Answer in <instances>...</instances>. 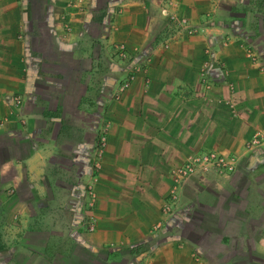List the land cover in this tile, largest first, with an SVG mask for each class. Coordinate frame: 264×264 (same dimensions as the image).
<instances>
[{"label":"crops","instance_id":"1","mask_svg":"<svg viewBox=\"0 0 264 264\" xmlns=\"http://www.w3.org/2000/svg\"><path fill=\"white\" fill-rule=\"evenodd\" d=\"M0 121V264H264V148L242 147L264 131V0H0ZM209 150L233 171L191 177L161 214L170 170Z\"/></svg>","mask_w":264,"mask_h":264},{"label":"built area","instance_id":"2","mask_svg":"<svg viewBox=\"0 0 264 264\" xmlns=\"http://www.w3.org/2000/svg\"><path fill=\"white\" fill-rule=\"evenodd\" d=\"M163 14L167 17L169 22H171L175 32H185L186 34H192L195 29L191 27L187 20L183 17H178L166 7L162 9ZM121 50V46L118 47ZM247 55L253 58L252 51L249 48L245 49ZM119 57H124L125 53L117 51ZM131 78V77H130ZM126 82L122 84L125 86ZM122 86L120 89H122ZM12 109L9 113H14V110L19 108L21 104V98L18 95H14L11 98ZM0 121V125H1ZM104 134L103 131L100 132L98 138L96 139L95 148L92 156V167L93 173L90 175L88 181L85 184V201H84V213L82 217V226L85 231L91 232L95 229L96 219L93 214V207L95 203V191L93 182L96 178V172L100 167V155L103 146ZM243 149L254 150L257 148H264V131L255 130L252 134L243 142ZM235 168V157L232 155H227L215 150L202 151L199 153H194L189 155L181 164L175 166L171 170L172 177V187L170 190V196L167 202L163 206V213H170L175 207L177 200L178 189L188 180L189 177L194 175L203 174L209 170H214L220 173H227L233 171Z\"/></svg>","mask_w":264,"mask_h":264},{"label":"rangeland","instance_id":"3","mask_svg":"<svg viewBox=\"0 0 264 264\" xmlns=\"http://www.w3.org/2000/svg\"><path fill=\"white\" fill-rule=\"evenodd\" d=\"M164 7H166L169 11H171L172 13H174L176 16H178L170 7H169V4H163L161 7H160V13H161V15L163 16V17H165V18H167L164 14H163V12H162V9L164 8ZM178 17H180V16H178ZM168 20V19H167ZM168 22H169V20H168ZM170 23V25H172L171 24V22H169ZM195 29V28H194ZM180 32V31H179ZM195 32H196V30L192 33V34H195ZM192 34H188V35H192ZM173 39H175V36H171V38H167L164 42H162V46L163 47H167V45L169 44V42L170 41H172ZM252 52L250 53V54H252V56H253V58L251 59V57L249 56V55H247V52H246V50H245V53H244V55L251 61V62H257L258 61V55H257V53L255 52V51H253V50H251ZM215 62V61H214ZM207 65L208 64H205V67L203 66L202 67V69L201 70H199V71H201V72H204L203 70H207ZM219 67L220 68H222V73L223 74H225V69L223 68V63H220L219 62ZM141 69L142 68H140V66H138V65H136V66H134V67H132L131 69H130V71H129V73L126 75V77L124 78V79H122L119 83H118V85H117V87H116V89H115V91H114V93H113V98L114 99H117L118 97H119V95L129 86V84L131 83V81L135 78V76H136V74L138 73V72H140L141 71ZM201 72H200V74H199V77L201 78V80L203 81V84L207 87L208 86V84H206V81H207V79L205 78V79H203L201 76ZM131 77V78H130ZM124 82H126V85L125 86H122V84L124 83ZM122 86V89H120V87ZM103 131V134H104V141H103V146H102V149H101V155H100V166H101V161H102V155H103V150H104V147H105V144H106V138H107V131H108V122H106V121H103L101 124H100V126L98 127V129H97V131H96V134H95V140H94V144H93V149H92V155H91V174L93 173V167H92V156H93V152H94V148H95V143H96V139L98 138V135L100 134V132H102ZM192 154H194V153H192ZM225 154V153H224ZM189 155H191V154H189ZM228 155V154H227ZM186 159V158H185ZM184 159V160H185ZM183 160V161H184ZM182 161V162H183ZM181 162V163H182ZM180 163V164H181ZM179 165V164H178ZM177 166V165H176ZM175 167V166H174ZM173 167V168H174ZM172 168V169H173ZM99 169H100V167H99ZM99 169L97 170V172L96 173H98V171H99ZM171 169V170H172ZM171 170H170V184H169V186H168V188H167V192H166V196H165V199H164V202L161 204V207H160V212H161V214H163L164 215V213H163V206H164V204L167 202V200H168V198H169V196H170V190H171V187H172V177H171ZM199 175H201V174H199ZM194 176H198V175H194ZM191 177H193V176H191ZM191 177H189L188 178V180L191 178ZM89 179V178H88ZM96 179L97 178H95L94 179V182H93V186H94V183H95V181H96ZM187 180V181H188ZM88 181V180H87ZM186 181V182H187ZM185 182V183H186ZM94 191H95V189H94ZM96 196V195H95ZM95 204V203H94ZM166 215V214H165ZM157 225V224H156Z\"/></svg>","mask_w":264,"mask_h":264}]
</instances>
